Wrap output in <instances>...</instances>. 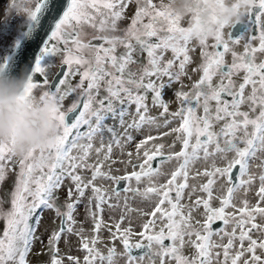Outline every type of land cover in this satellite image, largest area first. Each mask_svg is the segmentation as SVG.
I'll use <instances>...</instances> for the list:
<instances>
[{"label": "snow or ice", "instance_id": "snow-or-ice-1", "mask_svg": "<svg viewBox=\"0 0 264 264\" xmlns=\"http://www.w3.org/2000/svg\"><path fill=\"white\" fill-rule=\"evenodd\" d=\"M244 4L190 47L165 0H37L0 69L28 75L62 134L20 158L0 144V264L37 243V264H264V0Z\"/></svg>", "mask_w": 264, "mask_h": 264}, {"label": "clouds", "instance_id": "clouds-1", "mask_svg": "<svg viewBox=\"0 0 264 264\" xmlns=\"http://www.w3.org/2000/svg\"><path fill=\"white\" fill-rule=\"evenodd\" d=\"M37 0H5L0 9V22L23 17L19 26L25 27ZM169 6L181 21L191 19L192 40L212 38L220 25L225 31L242 19L246 12L244 0H207L198 15L191 12L192 0H168ZM239 4L237 8L236 5ZM27 74L14 75L0 69V144H10L14 155L23 157L29 152H47L62 134L55 118V105L29 95Z\"/></svg>", "mask_w": 264, "mask_h": 264}, {"label": "rangeland", "instance_id": "rangeland-1", "mask_svg": "<svg viewBox=\"0 0 264 264\" xmlns=\"http://www.w3.org/2000/svg\"><path fill=\"white\" fill-rule=\"evenodd\" d=\"M154 2H159V0H154ZM165 2L167 3L168 0H165ZM5 4V0H0V9L3 8ZM23 22V17H17L16 19H12L11 21H8V25H9V30L7 32H3V31H0V43H9L12 39H13V36L16 34V30L18 28H21L19 27ZM3 23L4 22H0V28L3 27ZM127 24V21H124L122 24H121V27H125ZM182 24L183 26H187V19H185L184 21H182ZM119 35V33H117ZM190 47H197L196 46V42L193 41L192 44L190 45ZM236 50L239 52V51H242V45L240 46H236ZM191 55H193L194 58L197 59V62L199 60V52H198V48H197V51L196 52H193V53H190ZM228 59H230V56L228 57ZM56 69L53 68L52 71H55ZM196 77L194 76L193 79H195ZM78 79V78H77ZM188 81H185V84H187ZM187 90V89H185ZM35 94L38 96L40 94V91L39 90H34ZM172 94L171 92H168L165 96V99H172ZM70 101L66 100L64 102V107L65 109L67 108V106L69 105ZM177 107L176 104H173L172 105V110H175ZM108 123H111V121H108ZM134 135H137L136 133H134ZM139 135H137V140H139ZM127 150H132L134 151V145H129L128 146V149ZM165 168H170L171 165H165L164 166ZM189 183H192V181L190 180ZM8 184H5L3 189H0V197H3L4 196V193L5 191L7 190L8 188ZM136 206V205H134ZM5 208V210H7V207L8 205L5 204L3 206ZM133 215H135V213H133ZM51 216H52V213L50 212H44L43 213V219L41 221V224H40V228H39V231L37 232V235L38 236H41L45 243L47 242V232H46V229H50L52 227H56L58 226L59 224V221H57L56 225H53L52 222H51ZM83 218V209L80 208L78 209V214H77V219H82ZM107 214H105V219L107 220ZM4 227V223L2 220H0V230H2ZM77 227H79V225H77ZM41 247V245L39 243L36 244V247L33 249V255L29 257V260L31 262V264H37V258L35 257V252L37 249H39ZM60 248L63 251H65L64 249V244L63 242H61L60 244ZM73 255H81V253L79 252H73L72 253ZM45 257H41V259H44Z\"/></svg>", "mask_w": 264, "mask_h": 264}, {"label": "trees", "instance_id": "trees-1", "mask_svg": "<svg viewBox=\"0 0 264 264\" xmlns=\"http://www.w3.org/2000/svg\"><path fill=\"white\" fill-rule=\"evenodd\" d=\"M34 80L39 81V80H40L39 75H36V76L34 77Z\"/></svg>", "mask_w": 264, "mask_h": 264}, {"label": "flooded vegetation", "instance_id": "flooded-vegetation-1", "mask_svg": "<svg viewBox=\"0 0 264 264\" xmlns=\"http://www.w3.org/2000/svg\"><path fill=\"white\" fill-rule=\"evenodd\" d=\"M211 42H212V41L210 40L209 43H211ZM242 43H243V42H241V45H242ZM209 50H211V49H209ZM229 60H230V59H229Z\"/></svg>", "mask_w": 264, "mask_h": 264}]
</instances>
